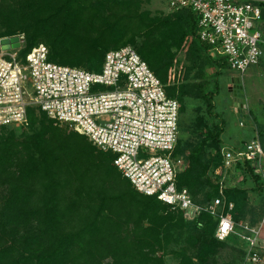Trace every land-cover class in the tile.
Segmentation results:
<instances>
[{
	"label": "trees",
	"instance_id": "trees-1",
	"mask_svg": "<svg viewBox=\"0 0 264 264\" xmlns=\"http://www.w3.org/2000/svg\"><path fill=\"white\" fill-rule=\"evenodd\" d=\"M144 2L0 0V39L24 35L23 57L45 44L51 62L96 73L102 71L108 52L132 46L168 97L180 103L181 114L190 93L186 84L168 85L174 50L189 44L187 74L200 62L216 67L217 77L230 67L225 58H212L210 47L200 41L198 16L192 10L153 14L144 9ZM195 98L212 108L214 92L206 81L198 86ZM28 121L32 128L40 125L31 142L16 136V129L0 130V264H165L172 233L187 228L209 239L193 242L201 264L224 244L215 238L217 218L202 213L190 222L157 197L139 193L115 166L116 156L99 150L88 137L49 119L38 108L29 110ZM224 133V124H218L196 147L184 149L179 138L173 153L190 151L192 163L178 173L176 184L200 205L220 198L209 195L199 202L195 190L205 173L223 163ZM245 167L263 194V175L254 162H245ZM223 197L234 204L231 214L236 223L254 225L245 189L225 187ZM180 264L196 263L182 255Z\"/></svg>",
	"mask_w": 264,
	"mask_h": 264
},
{
	"label": "built area",
	"instance_id": "built-area-1",
	"mask_svg": "<svg viewBox=\"0 0 264 264\" xmlns=\"http://www.w3.org/2000/svg\"><path fill=\"white\" fill-rule=\"evenodd\" d=\"M264 0H168L166 13L192 10L198 16V37L210 55L223 57L231 70L244 75L264 60ZM20 47L4 50L0 39V130L18 129L28 112L38 108L70 131L88 137L103 152L113 153L117 169L141 194L157 197L172 211L194 221L202 213L218 219L215 238H236L247 246L246 259L264 264L261 224L236 223L234 204L224 198L200 205L176 184L180 138V103L168 97L160 79L132 46L112 50L100 73L49 60L45 44L23 57ZM223 167L254 162L262 167L259 139L239 155L227 151ZM262 169V168H261Z\"/></svg>",
	"mask_w": 264,
	"mask_h": 264
},
{
	"label": "rangeland",
	"instance_id": "rangeland-1",
	"mask_svg": "<svg viewBox=\"0 0 264 264\" xmlns=\"http://www.w3.org/2000/svg\"><path fill=\"white\" fill-rule=\"evenodd\" d=\"M144 1L148 2H144V9L151 11L153 14H157L159 11L168 12L166 9L168 0ZM1 8L2 12L8 13L9 10H5V7ZM192 41L193 39H190L189 43H192ZM188 48L189 44L183 43L180 50H174V58L170 60L171 66L168 68V85L174 86L179 83L186 84L189 87L188 90L190 93V96L184 101V111L180 114V147L183 149L185 146L196 147L201 143L207 131L216 128L217 125L221 123L224 124L225 130H227V134H225L224 137H229L232 134H245L244 140L248 141L251 139V137L248 138V136L253 135V129H256L261 136L259 140L261 139V143L264 145V67H252L243 76H240L231 69H227L223 71L220 77H217L216 73L218 69L216 67L207 65L206 62H200L198 65L193 66L192 71L187 74L184 68L191 66V59L188 58L187 54ZM233 75H238L240 78H234ZM185 77H187V79H185ZM205 81L209 84L211 91L214 92L212 108H208L205 102L195 98L198 86ZM237 83L240 86L243 85L242 99L245 100V111L248 109L250 111L249 114L245 115L244 121L248 127L239 126L240 123L236 114L238 111L235 107L236 98L234 94ZM48 118L51 119L50 117ZM29 124L28 121L21 128L13 131L16 136L26 142H31L35 138V131L40 127V125L37 124L35 128H32ZM9 133L10 132H1V134L7 135ZM226 144L227 143L224 144V147L221 146L222 155L229 150V147L232 149L230 151L238 155L246 148L244 147L242 150H238V146L234 148L231 144H229V147ZM239 146L242 147V143ZM208 152L209 147H206L204 149L205 156ZM191 163L192 160L189 150L184 154H180L178 156L179 173L187 170ZM255 168L262 176L264 160L262 167L255 164ZM246 169L245 162L243 161L238 162L230 169L224 168L223 163H220L216 169H211L204 174L200 186L195 190L197 193L196 199L202 202L205 196L209 195L213 197L214 195H218L224 198L223 189L231 186H241V188L248 192L245 188V183L247 181L245 180V176L248 174ZM262 177L264 182V175ZM254 190L258 194L261 202L256 210L255 216L261 218L264 216V193L260 194L256 189ZM172 236L174 238L169 247L167 256L165 257V264H180L182 255L192 258L196 264H201L198 257V248L194 247L193 242L197 240L207 242L209 240L207 237L203 236L199 230H190L188 228L179 229L173 232ZM240 244L241 243H239V245ZM239 259H242V262H244L243 264H245V257L242 256V251L240 249L234 245L220 244L216 248V251L210 254L207 264H242L238 262Z\"/></svg>",
	"mask_w": 264,
	"mask_h": 264
},
{
	"label": "crops",
	"instance_id": "crops-1",
	"mask_svg": "<svg viewBox=\"0 0 264 264\" xmlns=\"http://www.w3.org/2000/svg\"><path fill=\"white\" fill-rule=\"evenodd\" d=\"M259 66H262L264 67V60L261 62V64ZM239 74V73H238ZM240 76H243L241 74H239ZM234 78H240V76L238 75H233ZM241 80V79H240ZM243 86V85H242ZM244 89V88H243ZM245 92V91H244ZM246 109H242V111H238L236 112L237 114V117L239 119V126L240 127H248L247 124H245V115L249 114L250 111L249 109L247 111H245ZM242 122V123H241ZM254 130V134L253 135H249V137H251L250 140L246 141L244 140L245 139V134L244 135H241V134H232L231 136L229 137H224L225 134H227V130H225V133L223 134V136L221 137L222 139V144L221 146L224 147V144L227 143L226 145L229 147V144L232 145V147L235 148V146H238V150H242L244 147H246L247 144L251 143L252 141H254L255 139H259L261 136L259 135V132L256 130V129H253ZM262 135V134H261ZM261 142V139L259 140ZM242 143V147L239 146L240 144ZM262 144V143H261ZM264 146V145H262ZM264 148V147H263ZM232 150L230 147H229V150L230 151ZM264 169V168H263ZM262 174L264 175V170L262 171ZM247 176H245V180L246 183H245V188L248 190L249 192V197H250V203L249 205L247 206V210L249 211V219H251L254 223V225H259L261 224L262 222V219L264 218V216H262L261 218L260 217H257L255 216V213H256V210L257 208L259 207V205L261 204L260 202V199H259V196L258 194L256 193V191L254 189H256V185H255V182L254 180L252 179L251 175L248 173L246 174ZM250 184V185H249ZM261 238H262V241H264V224L262 226V232H261ZM239 241L236 239V238H231L229 241L225 242L224 244H230V245H234L235 247H237L238 249H240L242 251V256L245 257V264H251L247 261L246 259V253H247V246L244 245V244H240L239 245ZM245 250V251H244ZM261 256L262 258L264 259V251L261 252ZM234 260V259H233ZM239 263H244L242 262V259H239L238 260Z\"/></svg>",
	"mask_w": 264,
	"mask_h": 264
},
{
	"label": "water",
	"instance_id": "water-1",
	"mask_svg": "<svg viewBox=\"0 0 264 264\" xmlns=\"http://www.w3.org/2000/svg\"><path fill=\"white\" fill-rule=\"evenodd\" d=\"M2 45H3V49L4 50H9L11 48L13 49H17L20 47V43H19V38L18 37H14L11 39H4L2 41ZM238 85V83H237ZM236 87V90L234 91L235 94V98H236V103H235V107L237 109V111H242V109H245V100L242 99V95H243V90H242V86L238 85ZM238 88V89H237Z\"/></svg>",
	"mask_w": 264,
	"mask_h": 264
}]
</instances>
